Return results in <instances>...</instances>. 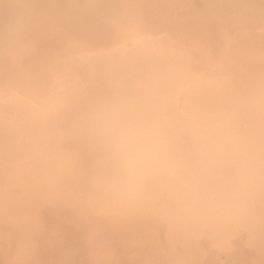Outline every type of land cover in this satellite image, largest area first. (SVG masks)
<instances>
[{
    "label": "bare ground",
    "instance_id": "6f19581e",
    "mask_svg": "<svg viewBox=\"0 0 264 264\" xmlns=\"http://www.w3.org/2000/svg\"><path fill=\"white\" fill-rule=\"evenodd\" d=\"M0 15V264H264V0Z\"/></svg>",
    "mask_w": 264,
    "mask_h": 264
},
{
    "label": "rangeland",
    "instance_id": "374dc122",
    "mask_svg": "<svg viewBox=\"0 0 264 264\" xmlns=\"http://www.w3.org/2000/svg\"><path fill=\"white\" fill-rule=\"evenodd\" d=\"M5 12H6V11H5ZM0 16H1V18H2V20H1V18H0V20L3 21V19H4L3 17H4V16H3V15H0ZM0 24H1V22H0Z\"/></svg>",
    "mask_w": 264,
    "mask_h": 264
}]
</instances>
